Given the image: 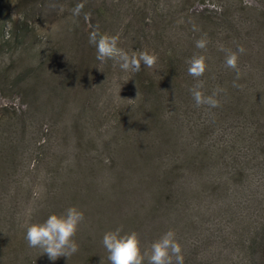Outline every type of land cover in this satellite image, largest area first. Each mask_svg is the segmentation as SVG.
Wrapping results in <instances>:
<instances>
[{
	"label": "trees",
	"instance_id": "1",
	"mask_svg": "<svg viewBox=\"0 0 264 264\" xmlns=\"http://www.w3.org/2000/svg\"><path fill=\"white\" fill-rule=\"evenodd\" d=\"M78 1L77 5L83 2ZM255 1L253 6L245 4V19L224 13L220 22L201 23L202 27H196L200 34L192 38L181 34L184 24L161 28L164 24L156 13L153 15L158 2L145 5L143 10L152 12L153 17L147 16L149 20L137 30L145 36L144 27L154 29L147 39L156 47V65L149 69L142 64L141 70L133 73L135 83L142 89L141 98L133 106L119 107L116 123L108 129L111 134L84 140L79 121L94 129L99 115L94 104L96 90L84 83L90 70V81L96 84L99 79L98 63L90 68L88 60L85 62L89 36L80 29L79 33L74 31L79 43L75 53L61 41L52 48L37 46L39 38L28 20L13 18L0 0V56H5L0 62L2 92L19 95L32 109L31 117L41 115L54 122L64 103L75 98L79 87L87 88L82 95L85 104L71 125L72 133L80 134L76 147L83 151L77 155L81 158L74 160V167H63L64 162L56 158V162L52 161L58 176H44L51 188L46 190L49 203L44 201L30 215L26 208L22 218H17V214H23V203L27 201L23 186H13L17 181L4 176L15 167L14 159L25 144L27 128L24 121L12 116L0 118V264H40V258L47 254L29 247L24 225L29 221L42 222L49 214L63 213L73 205L84 213L74 237L79 248L72 256L59 257L55 262L111 264L107 250L101 251L98 246L104 226L101 219L111 221L109 211L102 210L104 198L115 203L117 218L113 228L122 226L124 231L137 232L142 251L172 229L181 245L184 264H264V0ZM81 5L80 16L86 10ZM91 7L94 18L105 14L102 7ZM8 20L13 24L11 33L5 30ZM168 29L179 33L178 40L169 38ZM222 29H226L224 41L236 33L245 34V42L231 41L243 44L245 49L238 60L245 61V85L242 78L236 79V72L235 76L223 73L227 77L222 76V82L214 86L202 80L205 95L216 88L223 89L218 96L220 106L210 112L209 108L195 105L189 91L195 80L187 72L186 61L199 52L206 57V63L211 61L218 70L224 62L216 48ZM94 30L97 29L91 32ZM201 37L208 41L204 50L195 47ZM82 114L85 118H81ZM134 115L144 125L124 130L123 125L131 123ZM229 117L245 121V133L236 131L245 138L242 152L237 151L240 145L230 144L233 139L219 140L221 134L235 135L234 129L214 133L221 119ZM63 132L68 134L67 124ZM93 141L105 152L97 154L103 159L88 153ZM129 144L133 145L132 150L127 147ZM73 174L78 177L75 185L85 184L89 189L102 183L110 189L89 194L88 201L78 193L75 198L67 185Z\"/></svg>",
	"mask_w": 264,
	"mask_h": 264
},
{
	"label": "rangeland",
	"instance_id": "2",
	"mask_svg": "<svg viewBox=\"0 0 264 264\" xmlns=\"http://www.w3.org/2000/svg\"><path fill=\"white\" fill-rule=\"evenodd\" d=\"M3 4L8 7L11 16L17 19H27L28 24H30L37 33L39 42L37 46H45L52 48L57 46L58 42L64 44L65 47H70L74 53L77 47L78 37L75 36L74 31L79 33V29L86 33L87 36L90 35L92 29L96 28L98 31L110 35H116L119 37L118 46L130 54L132 52H139L141 50H147L148 52L155 54V46H153L147 37L151 38L154 34V29L148 25L144 27V35H139L137 30L144 21H148V17L157 18L159 17L160 22L165 26L173 27L177 24L185 25L182 28V35L186 38L196 37L200 34V31L196 27H202L201 23H206L208 21H221V17L229 13L230 16L237 15L245 19V4L246 5H256L255 0H82L87 3H80L85 5L86 9L82 16L75 14L74 10L78 6V0H2ZM153 2H158L157 11L148 14L143 8ZM93 3L92 5H89ZM146 5V7H144ZM91 6L102 7L104 9V15L100 18H94L91 14ZM151 6V5H150ZM159 6V7H158ZM138 9L140 11H138ZM229 11V12H228ZM228 15V16H229ZM148 16V17H147ZM5 26V30H9L11 33V28L13 24L9 23ZM203 30V29H202ZM198 32V33H197ZM169 38L172 40H178L179 33L175 31H169ZM226 29H222L220 35L217 36L216 42L218 44L217 50L221 46L225 49L235 50L236 46H243V44L232 43L236 42V39H240L238 42H245V34H235L232 38H226L229 41L223 40V35L225 36ZM181 35V36H182ZM182 36V37H183ZM140 37V38H139ZM184 38V37H183ZM225 38V37H224ZM232 41V42H231ZM155 47V48H154ZM88 57H85V62L90 63V68L93 63H98L97 76L99 79L96 80V84L90 81V75L92 78V71L90 70L85 77L84 83L86 86L93 87L96 90V98L94 104L98 108L99 115L96 117V126L90 129L86 124L80 122L79 133L82 134L83 139L87 140L91 136H98V138H104L105 135L109 136L111 132L108 131L109 127L112 128L117 120L116 111L120 106H133L137 104L142 95V89L134 81L133 72H123L120 70L119 66L112 60H108L105 63H101L96 59V51L93 45L88 46ZM219 55L225 60V53L219 50ZM195 54H199L195 53ZM240 56H243L241 54ZM64 58H67L65 56ZM5 59V56H0V62ZM245 60V59H244ZM207 64L206 75L200 77V80H205L206 83L214 86L222 82L224 75L235 76V71L228 68L224 69L225 63L218 65V70L213 68V63L210 61ZM80 65V64H79ZM238 67L240 71V78L243 85H245V61H238ZM214 70V71H213ZM208 72V73H207ZM204 73V74H205ZM222 73V74H220ZM223 73H225L223 75ZM223 76V77H222ZM83 80V79H82ZM195 80L193 84L197 81ZM79 87L74 97H70L61 110L60 115H56L57 119L51 121L50 118L39 115L38 117L30 116L32 109L26 106V103L22 101L21 97L15 92L3 93L0 89V118L9 116L16 118L17 121H24L27 128L25 134V144L21 146L15 156L14 163L15 167L9 169V173H5V179L9 178L14 182L12 185L21 184L22 189H24V197H26V203H23V214L18 213L17 218H22L26 208L28 209L27 214H33L39 207L46 201L47 193L46 190H51L50 184L46 183L44 176L48 173L53 176L56 175L57 178V167L52 163L57 160L64 162L63 167L73 166V162L76 158H81L77 156L82 154L83 151L76 147V141L80 137L78 133H72L71 125L77 121L79 113L82 110V105H84V94H86L87 88L81 89ZM81 89V90H80ZM8 90L6 89V92ZM79 95L77 97V94ZM44 100H46L44 98ZM51 103L54 102L50 99ZM76 101V102H75ZM242 103H245V95L242 96ZM204 110L210 107L207 105L201 106ZM128 108V113L130 109ZM208 109V110H209ZM210 112H214L211 110ZM85 118L82 114L81 118ZM80 118V119H81ZM228 119V120H227ZM227 119H221V124L217 126L218 134L220 130L223 129L228 132L230 129L235 130L232 134H221L219 140H227L229 138L230 144L240 145V149L237 151H244L242 142H245L241 136H238L236 131L245 133V121L244 119L229 117ZM144 122L141 121L138 115H134L131 123H126L123 125V129L130 131L141 128ZM64 124H67L68 134L63 132ZM153 124V122H150ZM226 128V129H225ZM225 129V130H224ZM220 135V134H219ZM218 135V136H219ZM233 142V143H231ZM126 144V143H125ZM93 147L97 149H87L88 153H95L93 158L98 159L97 154H104L102 147L97 143H92ZM229 146V144H228ZM89 148V145L87 146ZM130 150L133 149V145L129 144L127 146ZM41 148V149H40ZM40 151L43 154L37 155ZM75 152V153H74ZM103 159V156H100ZM69 163V164H68ZM77 176L75 174L67 181V185L74 192L76 198L77 193L82 196L83 199L88 201V195H98L104 190L110 189L103 185L102 183L96 184L89 189L86 188L85 184L75 185L77 181ZM102 179V176H100ZM100 181V180H99ZM103 190V191H102ZM77 191V192H76ZM45 192V193H44ZM44 193V194H43ZM43 194V195H41ZM40 196V199L38 197ZM31 198V200H30ZM78 198V196H77ZM39 201V202H38ZM46 203H49L46 201ZM36 207V208H35ZM115 203L110 199L104 198L102 210H108L110 213L111 221L101 219L103 226L102 236L98 240V246L101 251H104V246L102 244L103 234L112 230L113 222L116 220V210ZM50 209V208H49ZM68 260V259H67ZM40 264H57L58 262L51 261L48 256L40 258ZM69 262V260H68ZM65 264H67L65 262ZM71 264V262H69Z\"/></svg>",
	"mask_w": 264,
	"mask_h": 264
},
{
	"label": "clouds",
	"instance_id": "3",
	"mask_svg": "<svg viewBox=\"0 0 264 264\" xmlns=\"http://www.w3.org/2000/svg\"><path fill=\"white\" fill-rule=\"evenodd\" d=\"M82 5L74 10L79 14ZM119 37L94 30L89 35V43L95 47L96 59L101 63L114 61L123 72H139L141 65L154 68L157 57L147 50L131 54L118 46ZM208 41L201 37L195 41L197 49H206ZM225 53V66L236 72V79L240 78L238 67L239 56L245 52L243 46L235 51L219 48ZM186 63L187 72L196 79V83L189 89L197 107L207 105L210 108L220 106L219 93L223 89L216 88L210 95L202 91L204 81L199 78L206 71V57L203 54H193ZM234 86L235 85L234 83ZM84 220V213L76 206H69L63 213H51L42 222H27L25 239L29 247L40 248L51 261L59 257H70L78 251L79 245L74 237L79 225ZM102 244L108 252L111 264H184V256L174 230L169 229L154 240L150 247L142 251L140 239L135 231H124L122 226L108 230L103 234Z\"/></svg>",
	"mask_w": 264,
	"mask_h": 264
}]
</instances>
